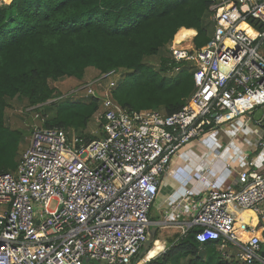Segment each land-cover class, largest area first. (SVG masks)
<instances>
[{
  "label": "built area",
  "instance_id": "1",
  "mask_svg": "<svg viewBox=\"0 0 264 264\" xmlns=\"http://www.w3.org/2000/svg\"><path fill=\"white\" fill-rule=\"evenodd\" d=\"M210 1L209 42L197 50L183 46L186 40L169 45L173 63L164 74L191 62L194 76V90L179 111L123 107L113 98L120 80V69H113L72 90L78 98L99 99L98 138L34 125L17 169L0 173V264L150 262L142 251L158 224L152 207L164 176L176 177L175 159L193 141L207 146L204 159L209 152L215 159L181 178L168 219L189 196H200L180 237L195 231L201 244L219 242L226 260L264 263V118L250 114L264 108V0ZM232 120L238 132L256 135V152L243 150L238 165L225 159L227 148L205 141ZM218 160L231 171L227 185L214 170ZM240 223L243 233H252L248 241ZM229 243L238 248L233 258Z\"/></svg>",
  "mask_w": 264,
  "mask_h": 264
},
{
  "label": "trees",
  "instance_id": "2",
  "mask_svg": "<svg viewBox=\"0 0 264 264\" xmlns=\"http://www.w3.org/2000/svg\"><path fill=\"white\" fill-rule=\"evenodd\" d=\"M8 1L0 2V173L17 169L28 142L21 129L8 124L10 100H25L35 111L42 107V117L35 113L42 126L74 128L85 140L96 139L86 130L99 99L68 96L55 83L83 80L90 68L123 69L124 78L113 90L116 102L173 114L194 90L191 65L186 62L169 75L164 72L171 59H161L159 66L148 59L168 48L182 29L197 30L200 47L213 32L207 23L210 0ZM218 243L201 244L190 231L145 264H239L226 260Z\"/></svg>",
  "mask_w": 264,
  "mask_h": 264
},
{
  "label": "crops",
  "instance_id": "3",
  "mask_svg": "<svg viewBox=\"0 0 264 264\" xmlns=\"http://www.w3.org/2000/svg\"><path fill=\"white\" fill-rule=\"evenodd\" d=\"M93 72H96L94 68H90L86 76H88ZM63 81L65 80H62L61 82ZM213 133H215V131L210 132L208 135H206L205 137L206 143L209 146L216 145L222 150L224 148H227L225 152L226 154L224 155L225 159L234 165H238L239 163L238 158L243 150H250L252 152H256V146H255L256 135L253 132H250L249 130H244L241 132H238L237 129L233 132H228L226 130L225 135L221 137L215 136L216 138L212 136ZM233 137L235 138V141H231ZM205 150H207V146L199 141H194L193 143L188 144L187 149L180 155V157H177L175 159V163L178 171L176 177L170 175L164 176L158 196L151 211V219L153 220V222H156L158 224L152 225L151 227L152 230L155 229L154 230L155 238L157 237V239L154 240V243L151 246L152 248L150 247L149 250L147 251L149 254L148 257L153 255L154 256L159 255L161 251V250L158 251V246L154 245L155 242L162 241L166 249L170 243L175 241L182 234L183 225H185L193 218L192 214H194L195 212L194 208L197 205L196 201H198L200 196H196V197L189 196L188 200L184 202L182 204V207L176 212L173 219H168V217L171 214V209L173 206V204L170 202L171 201L170 198L172 196L173 197L177 196V194L181 192L182 188H180L179 181L183 176L189 174L192 170L195 169L197 171L203 170L213 162L215 157L209 151H208L209 156L205 159L203 158V155L205 154L204 153ZM214 170L216 172H221V178L224 184L227 185L231 182L229 180L231 171L225 167V163L223 161L221 160L216 161V163L214 164ZM154 208H156L159 213L157 219L153 217ZM239 226L242 227V223H240ZM169 229L176 231L172 235L170 234L167 235L166 232ZM233 246L234 245H232V247L230 246L228 249V252L232 255V258L236 254V251L238 250L237 247L234 248Z\"/></svg>",
  "mask_w": 264,
  "mask_h": 264
},
{
  "label": "rangeland",
  "instance_id": "4",
  "mask_svg": "<svg viewBox=\"0 0 264 264\" xmlns=\"http://www.w3.org/2000/svg\"><path fill=\"white\" fill-rule=\"evenodd\" d=\"M0 2L1 3H3V2L8 3L10 1L0 0ZM207 23L209 24L210 29L212 28V30H211V32H212L214 29L213 22L208 19ZM182 45L185 47H188V48L191 47L193 50H197L200 47V45L197 44L196 35L190 36V38H188L186 41H184ZM165 57H167L168 59H171V52L169 50V47L162 49V51L160 52L159 55L150 57L148 59V62H150L151 64H155V65L159 66L161 63V59H163ZM187 64L192 65L191 62H189ZM94 70L96 72L89 74L83 80H79L77 78L71 77V79L70 78L64 79L65 81H63V82H61L62 80H60V81L56 82L55 85L58 87V89L62 93L66 94L68 96H72L74 98H78L77 96L73 95L72 90L76 89L81 84V82L91 80L94 77L101 74L97 71V69L94 68ZM124 75H125V71L123 69L120 70L119 71V76H120L119 79L121 80L122 78H124ZM54 101L55 100H49L47 103H51ZM41 106L42 105H38L37 107H41ZM34 109H36V107L29 106L27 101H25V100L23 101V100H20L19 98H15V99L10 100L9 107L7 108V111H6L8 124L11 127L21 129L24 132L25 138L28 141L26 144V147L28 146V144L30 142L32 128L36 124L40 125V123L38 122V117L36 116L35 113L38 111L39 115H40L39 117H42L41 114H42L43 108L41 107L39 110H36V111ZM250 114L253 115L255 120H261L264 118V108H258L256 110H254L253 112H251ZM247 116L248 115H245V116H243V118L246 119ZM239 127H240L239 123H237L236 120H232V121H229V122L225 123L224 125L216 128L215 133H213L212 136L221 137V136L226 134V130L228 132H233L236 129L238 130ZM86 132L88 134H94V135H100L101 134V130H100L98 124H96V123H91L89 125L88 129L86 130ZM238 139H240V138H238ZM193 142H191V143H193ZM186 149H187V146L180 152V154H182ZM249 215H251L250 211L246 214L244 220H247ZM158 216H159V213H158L157 209L154 208L153 209V217H155L157 219ZM175 231L176 230L169 229V230H167L166 233H167V235H169V234L172 235ZM154 245L158 246V251L165 248L162 241H157V242H155ZM228 246L232 247L231 243H229ZM233 247L235 248V246H233ZM145 255H146V257H148V255H149L148 252ZM86 264H99V263H96L94 261H88Z\"/></svg>",
  "mask_w": 264,
  "mask_h": 264
},
{
  "label": "bare ground",
  "instance_id": "5",
  "mask_svg": "<svg viewBox=\"0 0 264 264\" xmlns=\"http://www.w3.org/2000/svg\"><path fill=\"white\" fill-rule=\"evenodd\" d=\"M195 34H196V30H194V29H182L176 35V37L174 38V41H175V43H180V42H183L184 40H187L188 38H190V36H195ZM248 212L249 211L241 213L240 216H241L242 220L245 219V216ZM243 231L244 230H243V225H242V227H241L242 238L245 241H248L251 238L252 233H243ZM156 256H158V255H156ZM156 256L153 255V256L146 257V255H145V258H146V260H149V259L151 260Z\"/></svg>",
  "mask_w": 264,
  "mask_h": 264
},
{
  "label": "water",
  "instance_id": "6",
  "mask_svg": "<svg viewBox=\"0 0 264 264\" xmlns=\"http://www.w3.org/2000/svg\"><path fill=\"white\" fill-rule=\"evenodd\" d=\"M155 230V229H154ZM150 228L149 230V238L145 242L144 249L142 251V255H145L149 248L151 247L152 243L155 240V231ZM262 255L264 256V243L262 245Z\"/></svg>",
  "mask_w": 264,
  "mask_h": 264
},
{
  "label": "clouds",
  "instance_id": "7",
  "mask_svg": "<svg viewBox=\"0 0 264 264\" xmlns=\"http://www.w3.org/2000/svg\"><path fill=\"white\" fill-rule=\"evenodd\" d=\"M153 243H154V242H153ZM153 243H152V244H153Z\"/></svg>",
  "mask_w": 264,
  "mask_h": 264
}]
</instances>
